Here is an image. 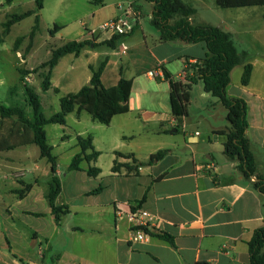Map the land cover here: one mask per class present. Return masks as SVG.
<instances>
[{
    "label": "crops",
    "instance_id": "obj_1",
    "mask_svg": "<svg viewBox=\"0 0 264 264\" xmlns=\"http://www.w3.org/2000/svg\"><path fill=\"white\" fill-rule=\"evenodd\" d=\"M77 1L96 5L82 16L96 19L98 26L112 19L126 21L131 30L125 36L133 33L142 22L144 13H147L150 23L152 4L144 0ZM119 5L122 8L119 9ZM45 6L46 1L43 0L42 9L38 12L39 22ZM107 8H116L119 14L112 13L102 19ZM245 11L246 14L234 20L227 30L237 52L248 54L246 63L252 66L251 76L248 85L242 86L243 65L235 66L229 75L226 94L245 101L246 137L256 171L264 177V9ZM193 17L190 21L194 25H210L195 24ZM210 26L224 29L220 25ZM134 37L124 43L122 38L114 48H110L104 44L110 38L97 41L89 32L79 41L85 40L90 44L78 56L90 58L87 61V83L91 70H97L102 62L105 64L100 82L104 88L116 86L120 78L132 81L127 112L114 116L110 123L117 117L136 114L135 119L142 121L144 126L148 120L158 125V140L151 142L146 137L134 142L135 132L130 127L128 136L122 133L109 149L110 162L105 167L96 166L101 153L93 141L99 156L89 165L100 169L98 176H88L84 171L88 167L86 164L83 170H68L63 181L56 169L61 182V193L56 203L69 207V213L62 217L59 225L45 199L51 179L50 165L43 174H36L40 168L34 161L30 172L35 174L26 180L27 171L18 169L6 174L4 170L7 164L21 162V157L10 158L8 152L26 149L30 145L0 152V264H25L24 261L36 264L39 260L41 264L248 263L247 243L253 232L264 225V199L254 187L255 177L245 178L241 174L237 169L238 161L223 153L225 138L214 133L227 127L226 110L216 98L204 92L200 83H196L193 85L194 93L190 92L188 108L197 113L193 118L202 123L203 131L191 130L188 114L177 124L170 113L169 86L163 78V70L182 78L184 58L188 57L190 62L204 58L207 53L205 44L160 42L157 32L149 33L150 43H147L142 28L140 38ZM126 46H130L131 54L127 61H123L118 53H121V47L124 49ZM101 47L109 51L102 53L104 61L96 65L93 62L101 56L97 52ZM141 51L145 52L142 57L134 54ZM116 56L120 57L118 61L114 59ZM58 63L51 70L50 89ZM150 71H156L157 77H149ZM143 76V87L135 88ZM119 121L124 123L126 120ZM115 152L132 154L142 165L135 173L123 170L119 174L112 173L115 159L119 163L127 162L117 159ZM157 153L161 156L149 161L150 156ZM99 185L101 190L98 193H89ZM144 194L146 198L138 208L143 215L144 229L168 235L172 243L147 235L144 229L145 239L133 240L126 216Z\"/></svg>",
    "mask_w": 264,
    "mask_h": 264
},
{
    "label": "trees",
    "instance_id": "obj_2",
    "mask_svg": "<svg viewBox=\"0 0 264 264\" xmlns=\"http://www.w3.org/2000/svg\"><path fill=\"white\" fill-rule=\"evenodd\" d=\"M11 1L6 0L7 3ZM144 1L152 4L150 24L158 34V41H180L187 44L203 42L207 50L204 58L195 59L193 62H190L188 57L184 58L185 67L182 78H176L166 70H163V78L169 86V106L172 118L179 124L187 116L192 86L200 83L204 92L216 98L226 110L227 127L214 132L225 138L222 143L224 155L238 161L237 169L245 178L255 177L254 187L262 194L264 199V177L256 171L255 160L246 137L245 101L241 98H231L226 94V88L230 82V72L237 65H243L240 84L242 86L248 85L252 71L251 64L246 63L248 54L237 52L228 30L210 25H194L190 21V18L195 14V8L185 0ZM213 1L217 7L222 9L264 7V0ZM34 4L33 10L10 15L1 25V34L6 35L14 24L26 17L34 16L33 26L28 33L26 53L29 52L33 39L39 29L38 12L42 9L43 0H35ZM58 30V28H54L53 31H49V34L52 35ZM124 36L112 35L104 44L110 48H114L116 42ZM21 39L18 38L16 41L15 52ZM89 44L90 42L85 40L69 41L51 50L49 59L38 68H34L31 71L19 70V82L23 86L24 102L30 109L29 116L18 105L4 106L0 104V152L31 144L38 148L40 158L46 159L50 165L51 179L48 183L45 199L50 206L57 225L60 224L62 217L69 213V207L56 203V199L61 193V182L56 176V162L55 158L51 155L52 148L47 143L44 127L50 124L65 125L67 114L75 113L78 117L83 111L90 116L92 121L108 125L114 116L127 112V100L132 81L120 78L116 86L108 89L104 88L100 82V75L105 64L102 62L97 70H91L89 87L84 85L77 92L61 97L59 100V112L45 117L39 94L32 87L25 85L24 77L27 74L37 72L38 69L47 68L40 86L41 90L46 92L51 87V70L56 66L58 61L68 54L77 57L81 50ZM6 121H13V123L12 127L6 130L8 131L7 134L3 136L4 123ZM15 125L19 126L20 129H12ZM76 145L79 148V152L72 157L68 170H83L81 163L86 162L88 164V167L84 169L86 174L90 177L98 176L100 169L94 165H89L91 162H95L99 156V153L92 146L91 136H78L76 138ZM115 156L116 158L124 157L129 159L130 164L119 163L115 159L111 167L112 173L119 174L121 170H124L125 173H135L138 166L142 165L136 161L132 154L115 152ZM160 156V153L153 154L150 156L149 161L158 159ZM100 190L101 185L89 193H98ZM145 198L146 195L144 194L136 202V205L131 206V210L135 211L138 209ZM145 233L172 243V238L168 235L151 233L147 230H145ZM247 247L249 256L247 264H264V225L253 232L250 241L247 243Z\"/></svg>",
    "mask_w": 264,
    "mask_h": 264
},
{
    "label": "rangeland",
    "instance_id": "obj_3",
    "mask_svg": "<svg viewBox=\"0 0 264 264\" xmlns=\"http://www.w3.org/2000/svg\"><path fill=\"white\" fill-rule=\"evenodd\" d=\"M34 1L35 0H12L10 3H7L6 0H0V104L4 106L18 105L24 110L27 116L30 114V109L24 102L23 86L19 82V70L31 71L34 68H38L42 63L49 59L51 50L58 48L69 41H79L89 32L94 35L97 41H103L111 37V34L98 30L99 21L96 19L91 20L90 17L86 18L82 16V13L91 11L96 5L91 6L84 3L80 4L77 0H45L46 6L41 14L42 17L39 22V29L33 39L29 52L26 53L28 33L33 26L34 16L32 15L14 24L6 35L1 34V25L10 15L20 14L29 9H34ZM189 3L196 11L193 17L195 24L207 23L210 25H220L226 30L227 26L231 25L234 20H239L240 17H243L246 14L245 10L264 9V7L222 9L217 7L213 0H192V2L189 1ZM137 5H141V3L137 2ZM123 7L125 8V6ZM112 13L119 14L116 8H107L104 10V14L102 15L103 18H101L105 19ZM144 14L145 16L143 17L142 22L137 26L133 33L125 36L121 42H126L133 35L135 36L134 38L139 39L140 29L142 28L147 43H150L149 33L152 32L155 34L156 32L150 26L147 13ZM54 28H58L59 30L52 35L49 34V31H53ZM18 38H22L17 46L19 55L17 54V51H14ZM108 51L109 50L106 47L97 49V52L100 53L101 56L93 63L97 65L104 61L102 53ZM120 52L121 53L118 54H120L123 61H127V57L131 54V48L130 46H126L124 49L121 47ZM134 54L142 57L145 52H134ZM89 59V57L83 55L74 57L71 54L62 57L54 71V77L52 79L53 87L57 90H54L53 87L46 92L41 90L40 86L42 78L43 75L46 74L47 68L38 69L37 72L27 74L24 77V80L25 78L28 79L25 81V85L32 87L36 93L39 94L45 117H49L50 115L59 112V100L61 97H64L69 93H75L81 86L87 84L86 76L89 75L87 61ZM114 59L118 61L120 57L116 56ZM144 82L145 77H140L135 84V88L141 89L140 87ZM194 90L195 87L192 86L191 91H193V93ZM187 114L190 118L189 124L191 130L202 132V123L193 118L197 113L194 112L192 108H188ZM135 117L136 114L117 117L116 119H113L109 125H103L92 121L90 116L83 111L79 117H76L75 113L67 114L65 117V125L50 124L45 126L44 130L47 143L52 148L51 155L55 158L60 179H65L64 175L69 172L68 166L72 157L79 152V148L76 145L77 136H91L92 146L94 141L95 147L98 148V151H100L99 153H101L96 166L100 165L101 167H105L109 164V149L120 139L122 133H125L123 135L128 136L127 133L130 127L132 128V131L135 132V134H133L135 135L134 142H139L146 137L148 138V141L156 142L158 140V125L151 120H148L147 126H144L142 121L136 120ZM119 120L126 121L122 123ZM12 123L13 121H6L4 123L3 136L7 134L8 131L6 130L12 127ZM18 128L20 129L19 126L15 125L12 129L16 130ZM137 131L139 132V135L137 134ZM7 154L10 158L13 156L21 157V162L15 161L7 164V168L4 170L6 174H10L13 170H24L27 171L25 177L27 180L35 174V172H30V169L33 170L34 161H37L36 163L40 168L39 172H36V174H43V170L49 168V163L46 159L39 157V150L35 145H30L26 149L11 151ZM117 159H125L127 160L126 163L130 164V160L127 158L118 157ZM86 164V162H82L81 167H85ZM15 174H17V172L12 175ZM70 187L71 186L68 184L69 190ZM24 263L28 264L25 261ZM38 263L41 264L40 260L36 262V264Z\"/></svg>",
    "mask_w": 264,
    "mask_h": 264
},
{
    "label": "built area",
    "instance_id": "obj_4",
    "mask_svg": "<svg viewBox=\"0 0 264 264\" xmlns=\"http://www.w3.org/2000/svg\"><path fill=\"white\" fill-rule=\"evenodd\" d=\"M119 9L122 8L121 5L118 6ZM130 10V8H128ZM99 31L106 32L112 35H125L131 30V26L126 23V21L122 19H112L106 21L98 27ZM156 71L148 72V76L151 78L157 77ZM183 77V75L181 76ZM127 220L131 225V230L133 232V240L134 241H142L145 239V235L143 233V229L145 226V222L143 219V215L139 209L135 211L130 210L127 214Z\"/></svg>",
    "mask_w": 264,
    "mask_h": 264
},
{
    "label": "water",
    "instance_id": "obj_5",
    "mask_svg": "<svg viewBox=\"0 0 264 264\" xmlns=\"http://www.w3.org/2000/svg\"><path fill=\"white\" fill-rule=\"evenodd\" d=\"M86 86H88V87H89V86H90V84H89V83H87V84H86ZM173 131L175 132L176 130L174 129Z\"/></svg>",
    "mask_w": 264,
    "mask_h": 264
}]
</instances>
